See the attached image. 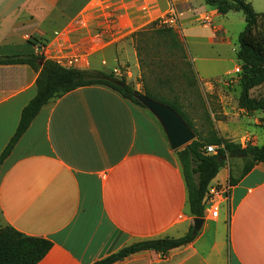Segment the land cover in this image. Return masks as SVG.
<instances>
[{"label":"crops","instance_id":"0c3cea01","mask_svg":"<svg viewBox=\"0 0 264 264\" xmlns=\"http://www.w3.org/2000/svg\"><path fill=\"white\" fill-rule=\"evenodd\" d=\"M170 5L182 38L193 30L215 46L213 57L192 58L199 78L228 69L218 46L230 44L232 12L220 15L202 0H0V57L43 52L61 66L74 59L71 68L115 71L122 45L166 18ZM36 77L26 65L0 66V153L36 93ZM229 175L226 161L209 187L228 185ZM193 219L160 123L104 85L44 105L0 166V227L49 240L38 264H93L139 241L180 238ZM202 220L189 244L114 264H264V164L231 187L215 219L204 210Z\"/></svg>","mask_w":264,"mask_h":264},{"label":"trees","instance_id":"16d2710c","mask_svg":"<svg viewBox=\"0 0 264 264\" xmlns=\"http://www.w3.org/2000/svg\"><path fill=\"white\" fill-rule=\"evenodd\" d=\"M202 1L205 5L213 7L220 15H226L229 12L242 13L245 25L238 34V48L236 50L240 87L238 106L246 113L264 112V94L259 97H252L251 95L252 90L264 84V13L255 12L251 4L244 0ZM131 38L137 59L142 66L148 64L146 58L141 57L142 52L146 51L147 53V50L151 47L155 49L162 48L163 51H159L158 56L163 53L170 66L171 62L173 64L176 61L183 60L188 71H181L180 77L185 82L189 79L188 75L191 76V80H196V74L192 70V65L185 53L183 38L177 30L159 25V22H152L148 27L133 33ZM4 65H26L37 74V77L35 81L36 93L22 109L16 130L0 153V166L27 131L41 108L75 89L92 85H104L118 92L124 99L146 109L138 100L139 93L131 85L126 84L123 78L117 79L113 72L66 68L50 59H46L43 54L0 57V66ZM169 70L170 68L167 72ZM149 74L155 73L150 70ZM167 75L168 73L163 74V76H166L164 80H158L162 86L166 85L171 92L170 84L172 81L169 80ZM113 81H120L123 86H117ZM144 96L170 107L193 130L183 106L179 103L177 94L172 99H168L152 92L146 85ZM208 145L219 147L216 154H206L205 147ZM236 149L241 148L218 137L215 132H210L205 137L196 135V138L183 149L174 151L180 163L188 194L189 214L193 218H203L204 199L210 183L226 164V160L220 158ZM245 150L247 156L244 158L245 164L240 175L237 178H234L231 174L229 175L228 185L230 187L236 185L256 164H264V144L261 146H247ZM197 235L198 231L194 232L191 226L188 232L180 238L139 241L125 246L93 264H114L142 251H154L164 255L172 249L189 244ZM51 247L52 243L47 239L27 236L11 226L0 227V264H38Z\"/></svg>","mask_w":264,"mask_h":264},{"label":"rangeland","instance_id":"374dc122","mask_svg":"<svg viewBox=\"0 0 264 264\" xmlns=\"http://www.w3.org/2000/svg\"><path fill=\"white\" fill-rule=\"evenodd\" d=\"M251 4L253 10L257 13H264V0H244ZM226 25L229 29L228 37L231 39L230 44L227 41L218 46L221 51V57L228 59V69H221L218 71L216 77L209 81H202L196 74L193 59L196 56L213 57L211 49L215 46L201 43L200 39H196V31H187L188 38H183L185 46V53L188 61L192 65V70L196 74V80H191V76L185 82L180 77V72H187L188 69L184 65L183 60L176 61V63L165 59L163 53L159 56V51L162 48H150L142 52L141 57L146 58L147 66L140 64L137 59H133L132 54L135 52L132 38L127 39L126 43L122 45L123 57L115 63L116 71L106 68L105 72H113L117 79H124L126 84L131 85L140 97L144 96L146 85L149 90L157 93L165 98L172 99L174 95H178L179 103L183 106L184 112L187 114L189 121L192 124L194 136H207L210 132H215L220 138H223L231 143H234L240 148L247 146H261L264 144V112L255 111L246 113L238 106V98L240 93L239 87V67L236 60V50L238 48L237 37L244 28V17L241 12H232L229 14ZM169 14L164 19H158L153 22H159V25L172 27L179 30L180 25L176 18L170 20ZM204 21H199L200 25H204ZM151 24V23H150ZM149 24V25H150ZM148 25V26H149ZM146 26V27H148ZM145 27V28H146ZM201 43V44H200ZM154 46V45H151ZM121 54V53H120ZM136 54V52H135ZM107 58L117 57L116 51H108L105 53ZM232 62V64H231ZM167 65V66H166ZM172 67V68H171ZM168 68L170 70L167 72ZM152 70L155 74L150 75ZM169 76L171 92L166 85H161V81L166 78L163 74ZM264 94V84L252 90V97H259ZM228 155V154H226ZM229 165V172L237 178L245 164L244 158H231L226 160Z\"/></svg>","mask_w":264,"mask_h":264},{"label":"water","instance_id":"95a60500","mask_svg":"<svg viewBox=\"0 0 264 264\" xmlns=\"http://www.w3.org/2000/svg\"><path fill=\"white\" fill-rule=\"evenodd\" d=\"M117 86H123L120 81H113ZM140 103L148 110L160 123L168 144L173 151L183 149L187 144L195 139L194 133L187 124L173 111L170 107L153 101L145 96L138 98ZM247 151L244 148L236 149L228 155L222 156L221 160L231 158H245ZM203 220L199 218L193 219V231H199Z\"/></svg>","mask_w":264,"mask_h":264},{"label":"built area","instance_id":"2783aa9c","mask_svg":"<svg viewBox=\"0 0 264 264\" xmlns=\"http://www.w3.org/2000/svg\"><path fill=\"white\" fill-rule=\"evenodd\" d=\"M168 14H169V17H171L170 18L171 21H173V19L176 18V11L174 10L173 6H171V5L169 6ZM41 54H43V52ZM74 62H75V60L72 59V60L67 62V64L69 65L68 67H66V66H63V67L71 68L70 66ZM220 147H222V146H220ZM218 149H219L218 146L208 145L205 147V152L208 155H214V154H216ZM230 189H231V187L229 185H225L224 187H220L218 185H215V186L208 188L206 197L204 199V210L208 211L211 219H215L218 216L219 205L222 201L227 200L228 193L230 192Z\"/></svg>","mask_w":264,"mask_h":264}]
</instances>
